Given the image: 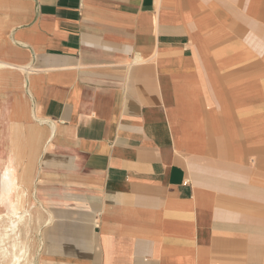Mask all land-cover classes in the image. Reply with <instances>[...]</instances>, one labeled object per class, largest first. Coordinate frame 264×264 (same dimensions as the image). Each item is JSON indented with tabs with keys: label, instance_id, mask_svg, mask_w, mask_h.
<instances>
[{
	"label": "crops",
	"instance_id": "0c3cea01",
	"mask_svg": "<svg viewBox=\"0 0 264 264\" xmlns=\"http://www.w3.org/2000/svg\"><path fill=\"white\" fill-rule=\"evenodd\" d=\"M0 25L33 264H264V0H0Z\"/></svg>",
	"mask_w": 264,
	"mask_h": 264
},
{
	"label": "bare ground",
	"instance_id": "6f19581e",
	"mask_svg": "<svg viewBox=\"0 0 264 264\" xmlns=\"http://www.w3.org/2000/svg\"><path fill=\"white\" fill-rule=\"evenodd\" d=\"M3 76L0 72V83ZM1 113L2 118H4L3 124L8 123V128L2 129L1 134H5L4 138L9 139L10 144L5 148V151L2 150V155L0 156V222L5 219L9 232L15 234L19 225L25 220V216H21L22 213L20 214V211L27 205V190L25 186L27 181V167L30 165H25L24 154L27 158L26 163L31 164L33 147L27 140L22 143V126L20 124L10 123L13 112L8 115L9 113L7 114L6 111H0V121L2 120ZM9 132H11V136L8 137ZM1 140L2 138H0ZM20 145L27 148L26 151L21 150ZM7 233V230L3 233L0 231V259L8 260L6 264H20L22 254L19 256L18 252H25L26 254V250L23 246L18 245V242L14 243L10 249L5 248V246L3 247L2 244L8 237Z\"/></svg>",
	"mask_w": 264,
	"mask_h": 264
},
{
	"label": "rangeland",
	"instance_id": "374dc122",
	"mask_svg": "<svg viewBox=\"0 0 264 264\" xmlns=\"http://www.w3.org/2000/svg\"><path fill=\"white\" fill-rule=\"evenodd\" d=\"M3 29L5 32L6 27L0 25V37H1V35L4 34ZM0 91H1V88H0ZM14 113L15 112H13L12 120L10 121V123L18 124V123H16ZM18 118H20V117H18ZM21 133L23 134V130H21ZM9 136H11V132H9L8 137ZM22 137H21L23 139V140H21L22 143H24L25 140L30 142L28 139H25L24 136H22ZM0 144L2 145V146H0V156H1L2 150L5 151V148L7 146H9L10 140L4 138L0 141ZM20 149L26 151L27 148H24L23 146L20 145ZM24 156L26 158L25 154H24ZM25 165H30V164L25 163ZM29 209L30 208L26 206L24 209H22L20 211V214L22 213L21 216H25V220L22 224L19 225L18 230L15 234L9 232V230H8L9 228H7V223H6L5 219H3L2 222H0V231L2 233L5 232L6 230L8 231V233H7L8 237L4 240V242L2 244L3 247L5 246V248L10 249L14 243L18 242L17 244L23 246L26 250V254H25V252L24 253H21L20 251L18 252L19 256L22 254L20 257V260H21L20 264H26V263L33 264V261H32V259H33V240H32V235H31V229L33 228L32 227L33 223H32L31 213H30ZM7 262H8V260H6V259L5 260L0 259V264H6Z\"/></svg>",
	"mask_w": 264,
	"mask_h": 264
}]
</instances>
